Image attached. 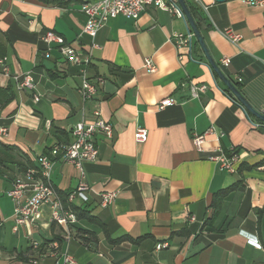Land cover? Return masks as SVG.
<instances>
[{"label": "crops", "instance_id": "obj_1", "mask_svg": "<svg viewBox=\"0 0 264 264\" xmlns=\"http://www.w3.org/2000/svg\"><path fill=\"white\" fill-rule=\"evenodd\" d=\"M96 1L0 0V57L9 70L0 72V126L8 129L0 137V264H32L20 254L33 241L55 236L77 264H264V124L250 122L195 37L191 54L171 42L174 33L190 30L183 17L152 4L137 20L111 18L91 37L83 32L81 5ZM189 1L213 59L264 113V6ZM228 28L241 34L238 45L222 35ZM48 30L89 56V78H101L93 99L78 91L81 67L67 62L57 43L43 40ZM225 56L227 66L221 64ZM148 59L154 72L145 67ZM27 72L34 88L19 89L14 75ZM190 82L207 89L192 97ZM164 98L174 103L160 108ZM95 108L113 124V137L97 136L98 157L84 163L89 200L74 204L87 206L103 225L77 219L66 237L44 204L38 221L14 230V202L7 195L14 179L36 168L37 157L58 142H70L75 125L92 119ZM138 126L148 129L146 142L134 139ZM212 126L222 136H207L199 151L192 133ZM218 148L239 153L234 173L208 159ZM51 181L65 195L77 187L80 172L58 158ZM111 191L117 197L101 206L100 194ZM78 229L94 232L97 241L85 243ZM162 242L168 246L156 249Z\"/></svg>", "mask_w": 264, "mask_h": 264}, {"label": "built area", "instance_id": "obj_2", "mask_svg": "<svg viewBox=\"0 0 264 264\" xmlns=\"http://www.w3.org/2000/svg\"><path fill=\"white\" fill-rule=\"evenodd\" d=\"M194 1L199 2V0ZM243 2L253 6H264V0H243ZM152 4L185 19L177 0H98L96 2H85L81 5V10L87 17L83 32L94 37L108 20L119 16L137 20L145 8ZM221 33L235 45H238L242 39L241 34L234 32L230 28L222 30ZM194 37L190 29L185 34L174 33L170 37V40L178 51L181 47H186L191 54ZM43 40L48 45L57 43L64 59L67 62L77 64L81 67L82 79L78 91L84 100L93 99L98 93L101 78H96L95 80L89 78L87 74L90 64L89 56L82 57L76 49L64 42L61 35L53 31H46L43 35ZM178 58L180 61L183 60V54L179 53ZM229 63V57L225 56L221 58V64L227 66ZM145 67L149 72H154L156 69L155 64L150 59L145 61ZM8 71L6 58L0 57V72L8 74ZM14 79L19 89L34 88V78L30 72L22 75H14ZM206 89V84H198L195 82H190L189 84L192 97H199L200 93ZM231 97L246 112L250 122L254 126L264 124L263 122L254 121L243 105L236 98ZM34 99L37 101L39 96H35ZM173 103V98H164L160 101L159 107L164 108ZM113 132L114 127L111 121L104 118L100 110L95 108L92 119L82 120L75 125L72 130L73 139L70 142H58L48 153H42L37 157L36 168H28L17 176L11 188L7 191V195L14 202V230H17L21 225L33 224L38 221L41 217V207L47 204L51 209V221L62 228L63 234L66 237H70L71 226L77 222L76 213L72 208L74 200L79 198L83 203H87L89 200L88 193L90 186L84 179V163L95 161L98 157L97 136L102 134L107 138H112ZM148 133L146 127L138 126L134 131V139L137 142H146ZM7 134V127L0 126V137L6 136ZM209 135L221 137L222 133L218 132L213 126L203 133H192V141L199 151L202 150L203 143ZM239 157V153L233 152L227 155L221 148H218L208 156V159L217 162L221 170L234 173L236 171L234 165ZM58 158L70 162L80 172V181L77 187L65 195L59 193L51 181L53 166ZM116 197L117 192L115 191L104 192L100 194V205L107 206ZM192 219H194L193 216H191ZM166 246H168L166 242L158 243L156 249H161ZM30 247L33 255H30L27 261L32 264H39L45 262L47 259H52L56 264H77L75 257L67 249H62L61 243L57 239L43 242L33 241L30 243Z\"/></svg>", "mask_w": 264, "mask_h": 264}, {"label": "water", "instance_id": "obj_3", "mask_svg": "<svg viewBox=\"0 0 264 264\" xmlns=\"http://www.w3.org/2000/svg\"><path fill=\"white\" fill-rule=\"evenodd\" d=\"M183 13L185 16V20L188 22L191 31L193 32L197 42L199 43L200 47L202 48L208 64L210 67L215 71V73L218 75V77L222 80V82L226 85L228 91L231 93V95L236 98L243 107L247 110L249 114L254 116L257 120H260L264 122V113L257 110L244 96L242 91L224 74L218 63L213 59L211 56L208 47L205 43V40L187 6L186 0H177ZM216 1H224V0H216Z\"/></svg>", "mask_w": 264, "mask_h": 264}, {"label": "trees", "instance_id": "obj_4", "mask_svg": "<svg viewBox=\"0 0 264 264\" xmlns=\"http://www.w3.org/2000/svg\"><path fill=\"white\" fill-rule=\"evenodd\" d=\"M187 6L192 14V16H196L197 15V11L195 6L189 1L186 0ZM229 92V91H228ZM229 94L231 95V93L229 92ZM232 96V95H231ZM264 123V122H263ZM233 189V187L231 186L230 188H227L225 190L220 191L218 194H216V196L221 195L223 193L228 192L229 190ZM73 210L76 213L77 219H86L89 222H93V223H97L98 225H103L99 219H97L95 216H93L91 214V212L88 210L87 206H78L76 204L72 205ZM55 226V224H54ZM63 233V232H62ZM76 234L78 235V237H80L85 243L88 242V240H90L91 242H96L97 241V237L94 234V232L88 231V230H82V229H78ZM53 239H59L58 236H55ZM124 238H119L117 240H114V242H119L121 240H123ZM30 255H33V252L31 250V247H29V249L23 253L20 254V257L23 260H27L29 258Z\"/></svg>", "mask_w": 264, "mask_h": 264}]
</instances>
